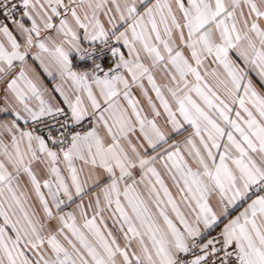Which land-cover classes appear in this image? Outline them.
<instances>
[{"label":"snow or ice","instance_id":"6c2138e0","mask_svg":"<svg viewBox=\"0 0 264 264\" xmlns=\"http://www.w3.org/2000/svg\"><path fill=\"white\" fill-rule=\"evenodd\" d=\"M0 264H264V0H0Z\"/></svg>","mask_w":264,"mask_h":264}]
</instances>
